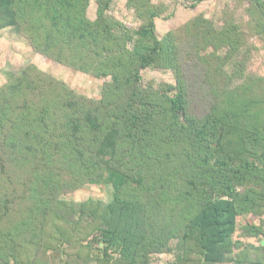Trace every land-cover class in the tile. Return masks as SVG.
Segmentation results:
<instances>
[{
    "label": "rangeland",
    "instance_id": "obj_1",
    "mask_svg": "<svg viewBox=\"0 0 264 264\" xmlns=\"http://www.w3.org/2000/svg\"><path fill=\"white\" fill-rule=\"evenodd\" d=\"M189 1L0 0V93L8 97L21 84L25 105L33 104L27 121L41 113L40 102L59 95L64 109L73 104L120 117L116 155L106 157L112 164L100 176L72 166L58 150L29 180L13 157L0 165V264H264V184L255 185L261 195L252 211L233 214L230 225L215 208L201 209L195 192L203 187L207 201L216 197L201 184L212 179L215 144H195L194 130H185L188 121L210 126L216 115L224 119L216 139L227 163L248 165L251 180L264 177V0H214L202 11L188 9ZM151 15L160 44L144 40L152 53L138 66V32ZM127 65L137 75L118 93L115 72ZM178 94L186 116L171 112ZM54 112L61 125L66 112ZM46 135L51 145L68 141L56 130ZM140 140L153 151L141 160L143 174L150 167L142 188L135 175L141 164L129 156ZM227 166L218 175H235ZM159 173L173 180L153 183ZM124 174L136 181L125 183ZM240 182L231 186L240 191ZM151 187L160 195L150 207L156 219L130 263L98 212Z\"/></svg>",
    "mask_w": 264,
    "mask_h": 264
},
{
    "label": "trees",
    "instance_id": "obj_2",
    "mask_svg": "<svg viewBox=\"0 0 264 264\" xmlns=\"http://www.w3.org/2000/svg\"><path fill=\"white\" fill-rule=\"evenodd\" d=\"M200 1L202 0H195V4H191L190 8H195L196 3ZM258 1L259 0H256L257 3ZM153 18L154 16L151 15L148 26L138 32L139 41L134 51L135 54L140 55L139 61H135V64L138 66L141 64L144 66L147 65L152 53L150 49H147L149 45L142 46L143 41L149 40L152 44H160L154 35ZM51 38H53V36H51ZM49 41H51L50 37L46 40L47 49L50 46ZM136 73L137 70L134 72V69H132L130 65L123 66L118 71L116 70V83L113 85V90L118 93L123 92L126 86L132 83L131 79L137 75ZM20 88H22L21 84H15L13 92L8 97L5 96L4 91L0 93L1 169L4 166L6 158L8 157L10 159L13 157L16 164L23 163L22 167L20 166L18 170L23 172L25 174L24 177L29 180L32 175H39V169H41L42 172V169L47 164L46 161L53 159L55 150H58L60 154H66L72 166L86 169V173L93 169V175L98 174L100 176V172H102L101 168L104 164L109 168L111 167V158L106 160V157L112 156V158H114L116 155V150L118 149V141H116V139L119 137L120 133V124L118 123L120 117L116 116L115 113H111L112 111L108 113L99 111L98 109L94 111L91 109H87L86 111L82 109L79 111L76 109L78 105L73 106V104L71 107L64 109L63 96L59 95V98H55L54 101L48 103L40 102L43 108L41 113H35V117L27 121L26 111L31 109L30 106L33 104L25 105L26 102L23 98H27V95H25L24 92H22L23 89L21 90ZM18 100L23 104L16 107ZM181 100L182 97L178 94L171 102V112L175 114L174 116H177V112L180 116H186V104L183 102L182 106ZM67 103L71 104L70 102ZM227 104L229 105V103ZM46 106L51 108L46 110ZM31 107L33 108V106ZM56 108H62V112H66V115H63L65 116V121L61 123V125L57 123L59 122L57 120V113L54 112ZM80 116H85L84 121L80 119ZM248 117L251 118L250 114H248ZM37 120L39 121L38 123H36ZM213 120L210 126L206 124V122L188 121L189 125L185 129L194 130L193 136L195 139L194 137L193 139L195 144L201 145L204 142L201 139H205V142H212V144H215L212 147L213 152L211 154V158L213 159V166L211 168L213 170L211 173L212 179L208 183L202 182L201 184H206V188L210 187L213 189L216 193V197L215 199L207 201L205 197L207 192H205L206 189H203V187L200 193L195 192L194 196L197 199L201 198V209L205 207L215 208V211H220L218 215L225 216L230 225L233 221V214L252 211V206L257 202L254 195H261V191H259L256 186L261 187L264 184V177L261 176V179L257 177L251 180L248 175L250 173V171H248V165L240 164V166L232 167L227 163L228 157L225 156V154L223 155V147L219 144L220 137L216 139L217 131L220 133L219 136L222 134L221 130H223L222 125L224 124V119L216 115ZM218 124L222 128H219ZM179 128H184V126L180 125ZM55 130L62 134L65 139H68V141L64 144L56 145L48 143L50 136L46 135V133ZM93 135H95V137H93ZM85 137H89V142H85ZM10 141L12 143H10ZM142 142L143 141L140 140L139 144L133 143L131 148H129V156H135L136 161L141 164L135 173L139 188H142V186L144 187L145 175L150 172V167H147L145 174L142 173L143 170H141V168L144 169L145 164L142 163L141 160L144 155L153 154L152 150L143 149L142 145L148 146V143L140 144ZM199 145L195 147L197 148ZM262 157V159H264V156ZM184 161L186 166L191 164L188 158L184 159ZM32 163L36 164L38 168L32 166ZM24 164L28 166V168H23ZM225 166L235 175L231 174V178H229L228 174L223 176L218 175L222 172L221 167ZM25 169H29V171L26 173L24 171ZM84 175L86 176L87 174ZM124 175L127 179L125 183L136 181L135 178H131L127 174ZM214 175H218V177ZM153 178V183L163 180L165 184H168L169 181L173 180L172 177L164 176L163 173L153 175ZM239 179H242L244 183L242 184L240 182V184H238L241 190L237 191L233 185L231 186V181L233 184V181H239ZM160 185L163 186L164 184ZM152 187L148 195L145 196L140 194L135 198L129 197L128 199L116 197L113 202L102 206L98 212L101 220L105 222V224H102V227L107 229L105 230L106 235H109L113 244L118 245L122 258L130 263L135 262L137 250L145 240L147 233L146 229L149 224L148 221L151 223L155 218V216L152 215L150 207H152L151 203L153 204L155 200H159L160 195ZM162 188H166V186L164 185ZM164 191L165 190H163V192ZM242 196H246V198L244 199ZM222 197H228V200H224ZM241 198L243 200L239 202ZM93 205L101 206L99 203ZM216 217L219 216L216 215Z\"/></svg>",
    "mask_w": 264,
    "mask_h": 264
},
{
    "label": "crops",
    "instance_id": "obj_3",
    "mask_svg": "<svg viewBox=\"0 0 264 264\" xmlns=\"http://www.w3.org/2000/svg\"><path fill=\"white\" fill-rule=\"evenodd\" d=\"M214 0H202L199 3H196V7L194 9L202 11V7H205V5L213 3ZM191 4H195V0L189 1ZM188 9H191L188 7Z\"/></svg>",
    "mask_w": 264,
    "mask_h": 264
}]
</instances>
